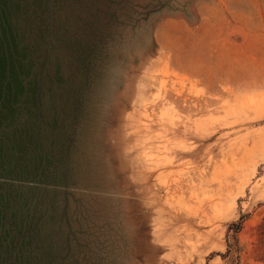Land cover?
<instances>
[{
  "label": "rangeland",
  "instance_id": "rangeland-1",
  "mask_svg": "<svg viewBox=\"0 0 264 264\" xmlns=\"http://www.w3.org/2000/svg\"><path fill=\"white\" fill-rule=\"evenodd\" d=\"M0 264H264V0H0Z\"/></svg>",
  "mask_w": 264,
  "mask_h": 264
}]
</instances>
